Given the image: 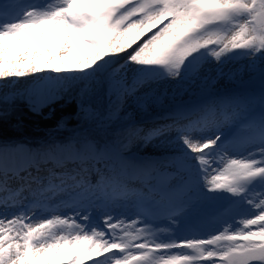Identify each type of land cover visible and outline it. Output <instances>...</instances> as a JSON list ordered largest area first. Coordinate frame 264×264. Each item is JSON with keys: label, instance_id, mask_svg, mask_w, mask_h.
Wrapping results in <instances>:
<instances>
[{"label": "snow or ice", "instance_id": "snow-or-ice-1", "mask_svg": "<svg viewBox=\"0 0 264 264\" xmlns=\"http://www.w3.org/2000/svg\"><path fill=\"white\" fill-rule=\"evenodd\" d=\"M239 58L259 77L258 94L230 97L222 119L208 118L214 106L195 119L181 112L143 136L175 133L169 172L88 138L36 153L0 142V207L11 210L0 212V264H264V0H0V89L31 78L33 111L78 85L89 119L97 86L120 99L213 62L223 75ZM227 124L242 135L226 134ZM41 164H51L44 175ZM128 203L134 217L113 215ZM209 209L223 226L193 227Z\"/></svg>", "mask_w": 264, "mask_h": 264}, {"label": "rangeland", "instance_id": "rangeland-1", "mask_svg": "<svg viewBox=\"0 0 264 264\" xmlns=\"http://www.w3.org/2000/svg\"><path fill=\"white\" fill-rule=\"evenodd\" d=\"M207 65L203 67V70L197 77H190L183 81H177L176 85H172L174 80L151 81L140 86L134 95H121L120 99H117L115 95L111 94L106 87L97 86L95 88L94 91L101 90L105 93L108 104L113 108H120L121 111L125 113L127 120H129V125L137 130L130 141L129 150L119 152L120 154H123V157L128 162H154V164L163 167H160L163 171L162 173L171 171L169 168V160L176 151L173 142L175 133L168 132L150 142H145L142 139L143 136L154 128H160L166 124L172 123L176 115L181 112L187 117L195 119L200 115L201 109H208L209 107L214 106L215 111H209L208 118L222 119V110L226 109L228 110L227 114H231L232 107L229 103L230 97L243 93H259L257 90H260V79L258 76L253 77L250 73L244 70L245 60L243 58L237 61H232L226 68V71H224L223 75L219 74L216 77V80H212L210 74L208 76L207 73L210 72V70H206ZM131 79L132 78H128V82H130ZM27 90L21 91L13 89L11 92L22 93L23 95L19 98H25L28 108L33 111L27 96ZM46 105L40 108L39 111L33 112L37 114L40 113ZM199 105L201 106L199 107ZM253 107L256 112H259L258 104ZM222 131L226 134L231 132L232 135H242V128L238 127L233 129L231 124L223 125ZM16 144L21 145L26 149H30L33 153L37 152L24 143ZM115 150L117 149L115 148ZM145 157L150 159V161H147ZM74 166L75 165L71 163L66 165L68 168ZM49 167H51V164H41V175L46 174L44 169ZM96 168L104 170L105 164L101 162L94 165V169L90 173L93 182L98 178L95 179L97 176L95 171ZM31 170H33L34 174L35 170ZM131 174L130 171V175ZM161 180L166 183L174 184L177 182L178 178L167 176L164 178V175H162ZM15 182L17 181L13 180V183ZM12 185L15 186L16 184ZM129 186L137 189L138 187H141V184L139 180L133 178L129 182ZM1 209L2 208H0V211ZM9 211L11 210L6 209L1 212ZM122 211L121 207H116L113 215ZM214 213L215 212L207 213L205 217L202 216V219L207 220L208 223L212 222L216 218L213 216ZM219 224L221 223H214L213 227L218 226ZM211 227L212 226L209 228Z\"/></svg>", "mask_w": 264, "mask_h": 264}, {"label": "trees", "instance_id": "trees-1", "mask_svg": "<svg viewBox=\"0 0 264 264\" xmlns=\"http://www.w3.org/2000/svg\"><path fill=\"white\" fill-rule=\"evenodd\" d=\"M81 99L79 86L74 85L38 114L28 108L25 98L17 97L6 105L0 103L7 113L0 119V142L24 143L37 152H43L53 146H70L88 138L99 145L116 148L118 152L129 150L137 130L129 125L125 113L118 107H111L105 93L97 90L87 97V106L96 115L85 119L79 114ZM222 111L228 112L226 109Z\"/></svg>", "mask_w": 264, "mask_h": 264}, {"label": "bare ground", "instance_id": "bare-ground-1", "mask_svg": "<svg viewBox=\"0 0 264 264\" xmlns=\"http://www.w3.org/2000/svg\"><path fill=\"white\" fill-rule=\"evenodd\" d=\"M28 2H32V0H28ZM35 2H39V3H42V2H45V0H35ZM240 59H242V58H239V59H236V60H233V61H237V60H240ZM122 62V61H121ZM232 61H230V62H228L227 64H225V65H223L222 67H223V73H224V71H226V68L228 67V65L231 63ZM132 67H134V66H129V68L131 69ZM205 69V68H204ZM206 70H210V72H208L207 74H208V76H209V74L211 75V79L212 80H216L217 78V76L219 75V69H218V67H217V65L213 62L212 64H209V65H207L206 66ZM212 73V74H211ZM207 76V77H208ZM128 78H132V73H131V71H129L128 73H126V79H128ZM155 81H158V80H155ZM131 82V81H130ZM129 82V83H130ZM176 82L177 81H173L172 82V85H176ZM32 87V82H31V78H27V79H21L20 81H17L14 85H12L10 88H8V89H0V95H2V94H4V93H7V92H11L13 89H15V90H21V91H24V90H27V89H30ZM31 105V104H30ZM137 155V154H136ZM146 158V157H145ZM146 160L147 161H150V159H147L146 158ZM136 163H138V162H134L133 164H136ZM155 166L161 171V172H163L162 171V169L161 168H163V167H161V166H158L157 164H155ZM161 167V168H160ZM33 171V170H32ZM34 174H35V172H34ZM162 177V176H161ZM161 177H160V179H161ZM166 176H164V178H165ZM97 178V176L95 177V179ZM11 184H17V182H15V183H13V181H11L10 182ZM137 189H139V187L137 188ZM117 207H121L122 208V212H120V213H118V214H114V215H123V214H127L128 216H130V217H134V214H135V212H136V208L134 207V205L133 204H131V203H128V204H125V205H123V206H117ZM0 208H2V207H0ZM6 209L5 208H2L1 209V211H5ZM0 211V212H1ZM212 212H214V210L213 209H209L203 216L205 217V215L207 214V213H212ZM133 213V214H132ZM213 216H215L216 218H215V220L214 221H212V222H207V220H203L202 218L203 217H201V219H197V220H194L193 221V223H192V226L193 227H196V228H199L200 230H202V231H211V230H213V229H217V228H220V227H222L223 225L222 224H219L218 226H215V227H213L214 226V223H221L220 222V218H219V216H217L215 213H214V215ZM157 223L158 224H160L161 226H164V221H161V220H159V221H157ZM212 226L211 228H209L210 226Z\"/></svg>", "mask_w": 264, "mask_h": 264}]
</instances>
